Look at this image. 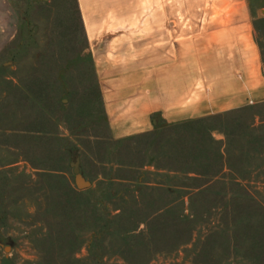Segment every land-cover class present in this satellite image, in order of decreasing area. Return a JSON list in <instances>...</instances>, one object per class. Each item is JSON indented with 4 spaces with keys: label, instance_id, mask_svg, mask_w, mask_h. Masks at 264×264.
Segmentation results:
<instances>
[{
    "label": "rangeland",
    "instance_id": "rangeland-1",
    "mask_svg": "<svg viewBox=\"0 0 264 264\" xmlns=\"http://www.w3.org/2000/svg\"><path fill=\"white\" fill-rule=\"evenodd\" d=\"M171 1L264 62V0ZM153 119L113 135L77 0H0V264H264V102Z\"/></svg>",
    "mask_w": 264,
    "mask_h": 264
},
{
    "label": "crops",
    "instance_id": "crops-1",
    "mask_svg": "<svg viewBox=\"0 0 264 264\" xmlns=\"http://www.w3.org/2000/svg\"><path fill=\"white\" fill-rule=\"evenodd\" d=\"M77 1L114 136L151 131L153 117L176 124L264 102L252 23L193 34L171 0Z\"/></svg>",
    "mask_w": 264,
    "mask_h": 264
},
{
    "label": "water",
    "instance_id": "water-1",
    "mask_svg": "<svg viewBox=\"0 0 264 264\" xmlns=\"http://www.w3.org/2000/svg\"><path fill=\"white\" fill-rule=\"evenodd\" d=\"M42 1H46V0H42ZM74 173H75V182L79 189H85L90 186V182L85 181L82 174L80 173V168L78 163L74 165Z\"/></svg>",
    "mask_w": 264,
    "mask_h": 264
}]
</instances>
